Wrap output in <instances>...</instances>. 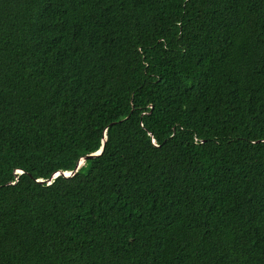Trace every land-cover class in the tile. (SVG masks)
<instances>
[{"label": "trees", "instance_id": "obj_1", "mask_svg": "<svg viewBox=\"0 0 264 264\" xmlns=\"http://www.w3.org/2000/svg\"><path fill=\"white\" fill-rule=\"evenodd\" d=\"M0 264H264V0H0Z\"/></svg>", "mask_w": 264, "mask_h": 264}, {"label": "water", "instance_id": "obj_2", "mask_svg": "<svg viewBox=\"0 0 264 264\" xmlns=\"http://www.w3.org/2000/svg\"><path fill=\"white\" fill-rule=\"evenodd\" d=\"M103 149H104V147L102 146V147L100 148V150H98L96 153L90 154V155H88L87 157L98 155V154H100V153L103 152ZM87 157H84V158H82V159L79 161V163H78V165H77V168H76L75 170H70V171H67V172L65 171V172H63V174H64L65 176H71V175L75 174L76 171L81 167V165L84 164V162H85V160L87 159ZM60 174H62V172H58V173H56V174H55V177H57V176L60 175Z\"/></svg>", "mask_w": 264, "mask_h": 264}, {"label": "clouds", "instance_id": "obj_3", "mask_svg": "<svg viewBox=\"0 0 264 264\" xmlns=\"http://www.w3.org/2000/svg\"><path fill=\"white\" fill-rule=\"evenodd\" d=\"M78 163H79V162H78ZM82 165H83V164H82ZM82 165H81V166H82ZM66 172H67V171H66ZM57 173H58V172H57ZM54 177H55V175H54Z\"/></svg>", "mask_w": 264, "mask_h": 264}]
</instances>
